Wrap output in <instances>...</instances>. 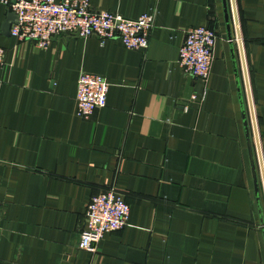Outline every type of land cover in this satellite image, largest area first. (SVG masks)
<instances>
[{
  "label": "crops",
  "instance_id": "1",
  "mask_svg": "<svg viewBox=\"0 0 264 264\" xmlns=\"http://www.w3.org/2000/svg\"><path fill=\"white\" fill-rule=\"evenodd\" d=\"M90 5L157 8L148 48L76 33L40 48L11 34L0 1V264H264V0ZM197 26L217 35L207 85L178 62ZM82 71L110 83L89 119L76 114ZM109 187L129 220L90 252L86 208Z\"/></svg>",
  "mask_w": 264,
  "mask_h": 264
},
{
  "label": "built area",
  "instance_id": "2",
  "mask_svg": "<svg viewBox=\"0 0 264 264\" xmlns=\"http://www.w3.org/2000/svg\"><path fill=\"white\" fill-rule=\"evenodd\" d=\"M9 12L18 16L11 34L22 42H35L47 48L54 37L79 34L96 37L102 43L120 40L131 50H145L149 46L152 29L158 14L157 8L137 18H127L108 10H95L90 0H0ZM217 35L207 26L189 28L179 51V64L185 75L197 78L207 85L214 62ZM7 50L0 46V66L5 62ZM110 83L98 73L82 71L77 82L76 114L89 119L95 110L107 104ZM202 95L192 94L185 110L193 102L202 103ZM130 204L115 187L97 192L85 212L80 235V248L97 251V244L110 232L124 227L129 220Z\"/></svg>",
  "mask_w": 264,
  "mask_h": 264
},
{
  "label": "water",
  "instance_id": "3",
  "mask_svg": "<svg viewBox=\"0 0 264 264\" xmlns=\"http://www.w3.org/2000/svg\"><path fill=\"white\" fill-rule=\"evenodd\" d=\"M10 14H12L13 16H16L17 21H18V16L15 13L12 12ZM249 148H250L249 149V152H250V157H251V161H252V166H253L254 172H255V180H256V183H257V175H256L255 162H254V157H253V149H252V146H251V142L250 141H249Z\"/></svg>",
  "mask_w": 264,
  "mask_h": 264
}]
</instances>
